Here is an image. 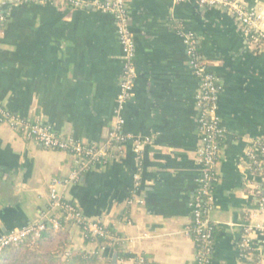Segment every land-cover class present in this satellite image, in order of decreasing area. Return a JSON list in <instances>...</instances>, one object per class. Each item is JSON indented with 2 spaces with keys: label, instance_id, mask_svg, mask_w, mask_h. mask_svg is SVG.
I'll return each mask as SVG.
<instances>
[{
  "label": "crops",
  "instance_id": "1",
  "mask_svg": "<svg viewBox=\"0 0 264 264\" xmlns=\"http://www.w3.org/2000/svg\"><path fill=\"white\" fill-rule=\"evenodd\" d=\"M125 1L136 78L122 115L123 130L132 138L107 164L58 187L61 197L116 240L109 244L105 238L106 245L99 246L60 218L61 228L48 224L36 247L5 249L0 264H64L72 250L102 256L72 264H109L114 254L116 264H135L138 257L154 264H193L192 201L201 172L196 162L199 80L189 67L181 31L194 33L220 86L223 134L210 211V264H248L240 242L261 190L249 153L258 152L264 137V45L250 43L235 16L220 6H200L196 0ZM243 2L264 14V0ZM124 61L113 14L61 1L9 6L0 24V106L62 136L103 144ZM135 139L142 141L139 153ZM73 168L69 153L27 140L0 121V236L43 220L51 180L67 179ZM136 171L135 198L143 203L130 206ZM256 220L264 223V211ZM250 240L257 251L264 250L262 236L254 233Z\"/></svg>",
  "mask_w": 264,
  "mask_h": 264
},
{
  "label": "built area",
  "instance_id": "2",
  "mask_svg": "<svg viewBox=\"0 0 264 264\" xmlns=\"http://www.w3.org/2000/svg\"><path fill=\"white\" fill-rule=\"evenodd\" d=\"M61 1L64 4L76 7H93L101 12L113 14L116 19V28L119 43L124 55V71L119 81V91L116 97V106L111 122L108 139L103 144L84 142L72 136H62L52 127L41 121L30 123L11 114L0 106V121L14 131L19 132L27 140L41 143L45 148L69 153L72 156L74 168L67 179L53 178L50 182V206L43 215L44 219L29 225L13 229L0 236V255L7 248L27 247L34 248L41 240L50 224L54 229L61 228L60 218L79 227L85 238H109V244L116 239L112 238L104 226L99 222L87 218L74 204L66 201L58 193V187L77 182L81 175L96 165H105L112 158L122 152V145L132 137L125 133L122 111L131 97L136 78L134 64V41L128 23V10L125 0H0V24L6 17L9 6L22 3L45 4ZM200 6H220L231 12L242 25L245 36L253 45H264V14L260 9L247 7L243 0H196ZM186 51L189 56V67L199 80V89L195 96V106L198 111L200 141L196 151V162L200 167L198 188L192 201V218L190 231L196 246V255L193 264H210L214 226L210 220L213 193L219 180L217 163L220 157L219 139L223 134L218 114L219 83L216 75L207 69L197 48L196 36L191 31H181ZM144 141H148L145 138ZM142 141L134 140V151L140 152ZM258 152L249 153V167L261 181V190L258 195V207L249 213V220L243 226V238L240 242L242 256L254 264H264V250L257 251L256 244L250 236L254 233L262 236L264 243V223L257 221L260 212L264 211V137L257 142ZM133 189L128 205L142 204L140 198H135L139 185V172L133 175ZM135 264H152L144 257L135 259Z\"/></svg>",
  "mask_w": 264,
  "mask_h": 264
},
{
  "label": "trees",
  "instance_id": "3",
  "mask_svg": "<svg viewBox=\"0 0 264 264\" xmlns=\"http://www.w3.org/2000/svg\"><path fill=\"white\" fill-rule=\"evenodd\" d=\"M215 189V188H214ZM48 225L46 224V229L45 232L48 231ZM44 232V233H45ZM213 238H214V231H213ZM87 239H91V238H87ZM95 241L100 245H106V239L102 238V237H97L95 238ZM102 258V256L98 253L95 255H90V254H85L82 251H77V250H72L70 252V256L64 261V264H72L76 261L78 262H96L98 260H100ZM248 264H254V261H248ZM154 264V263H152Z\"/></svg>",
  "mask_w": 264,
  "mask_h": 264
},
{
  "label": "water",
  "instance_id": "4",
  "mask_svg": "<svg viewBox=\"0 0 264 264\" xmlns=\"http://www.w3.org/2000/svg\"><path fill=\"white\" fill-rule=\"evenodd\" d=\"M116 262H117V254H114V255L112 256V259H111V261H110L109 264H116Z\"/></svg>",
  "mask_w": 264,
  "mask_h": 264
}]
</instances>
